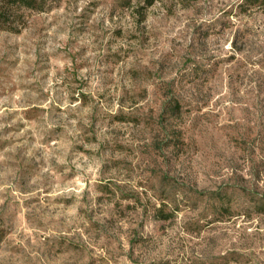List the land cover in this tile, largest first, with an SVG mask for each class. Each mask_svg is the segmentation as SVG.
<instances>
[{
    "label": "rangeland",
    "instance_id": "obj_1",
    "mask_svg": "<svg viewBox=\"0 0 264 264\" xmlns=\"http://www.w3.org/2000/svg\"><path fill=\"white\" fill-rule=\"evenodd\" d=\"M0 224V264H264V0L0 30Z\"/></svg>",
    "mask_w": 264,
    "mask_h": 264
},
{
    "label": "trees",
    "instance_id": "obj_2",
    "mask_svg": "<svg viewBox=\"0 0 264 264\" xmlns=\"http://www.w3.org/2000/svg\"><path fill=\"white\" fill-rule=\"evenodd\" d=\"M60 0H0V30H6L12 33H20L26 27L31 12H45L53 9L58 5ZM144 3V7L151 6L155 0H140ZM180 108L178 102L174 101L170 105L171 111ZM214 199L223 206L225 201L221 194L215 195ZM224 203V204H223ZM217 206H214L213 215L220 212ZM227 211V210H223ZM161 219H168L169 214H163L162 210H158ZM222 213V212H221ZM4 229L0 224V242L4 237Z\"/></svg>",
    "mask_w": 264,
    "mask_h": 264
}]
</instances>
